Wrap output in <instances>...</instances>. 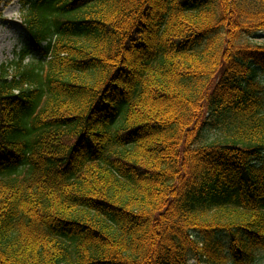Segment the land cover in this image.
I'll return each mask as SVG.
<instances>
[{
  "label": "trees",
  "instance_id": "trees-1",
  "mask_svg": "<svg viewBox=\"0 0 264 264\" xmlns=\"http://www.w3.org/2000/svg\"><path fill=\"white\" fill-rule=\"evenodd\" d=\"M18 1L0 264H261L264 0Z\"/></svg>",
  "mask_w": 264,
  "mask_h": 264
},
{
  "label": "rangeland",
  "instance_id": "rangeland-1",
  "mask_svg": "<svg viewBox=\"0 0 264 264\" xmlns=\"http://www.w3.org/2000/svg\"><path fill=\"white\" fill-rule=\"evenodd\" d=\"M4 22H0V66L13 58L16 51L21 50L26 40V33L20 26L21 5L18 0H5ZM252 41L264 44V33H260ZM264 81V76H260ZM193 264V262H191ZM259 263L264 264V253L260 255Z\"/></svg>",
  "mask_w": 264,
  "mask_h": 264
}]
</instances>
